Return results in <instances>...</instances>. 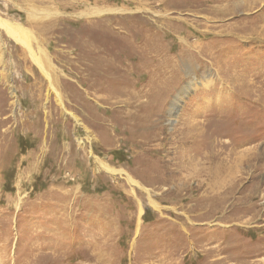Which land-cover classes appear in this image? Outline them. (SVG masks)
I'll list each match as a JSON object with an SVG mask.
<instances>
[{"label": "rangeland", "instance_id": "obj_1", "mask_svg": "<svg viewBox=\"0 0 264 264\" xmlns=\"http://www.w3.org/2000/svg\"><path fill=\"white\" fill-rule=\"evenodd\" d=\"M0 20V264H264V0Z\"/></svg>", "mask_w": 264, "mask_h": 264}, {"label": "bare ground", "instance_id": "obj_2", "mask_svg": "<svg viewBox=\"0 0 264 264\" xmlns=\"http://www.w3.org/2000/svg\"><path fill=\"white\" fill-rule=\"evenodd\" d=\"M48 1V0H47ZM52 1V0H51ZM31 15V14H30ZM32 19V18H31ZM31 24V23H30ZM0 25L3 26L6 30V32L9 34V36L14 39L16 42L21 43L22 45H27L25 44V40L27 37V30L25 31L24 27H22L21 25L18 24H14V23H10V22H5V21H1L0 20ZM142 27V26H141ZM131 35V34H130ZM129 35V36H130ZM137 40V39H135ZM146 41V40H145ZM149 42V41H148ZM30 43V42H29ZM144 43V42H143ZM120 46V45H119ZM124 46V45H123ZM27 47V46H26ZM28 48V47H27ZM31 48V47H30ZM146 49V48H145ZM31 57L34 59V53L31 52ZM45 62V61H44ZM38 65L41 69V71L43 72V74H45V76L47 78L50 79V75L46 72L45 68L43 67L41 60L38 62ZM119 65V64H118ZM86 75V74H85Z\"/></svg>", "mask_w": 264, "mask_h": 264}]
</instances>
